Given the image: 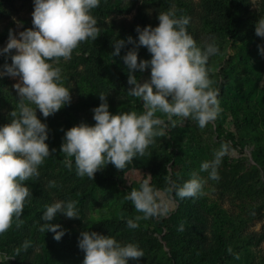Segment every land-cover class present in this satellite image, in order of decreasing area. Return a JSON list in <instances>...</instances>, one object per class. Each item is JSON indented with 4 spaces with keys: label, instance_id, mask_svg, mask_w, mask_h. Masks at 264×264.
Here are the masks:
<instances>
[{
    "label": "rangeland",
    "instance_id": "obj_1",
    "mask_svg": "<svg viewBox=\"0 0 264 264\" xmlns=\"http://www.w3.org/2000/svg\"><path fill=\"white\" fill-rule=\"evenodd\" d=\"M180 1L186 6V15L179 13L182 10ZM120 4L125 7L122 12L92 10L98 28L113 29L116 33L124 27H134L135 31L137 26L141 29L148 25L156 27L159 13L172 10L176 18H189L187 31L190 29L188 33L198 46L204 48L215 40L220 54L210 57L208 66L213 87L219 92L220 111L203 129L191 119L173 117L169 120L158 112L157 116L167 124V135L155 138L145 154L134 158L123 171L108 164L93 180L76 174L74 159L69 169L65 164L69 158L56 149L38 168L39 177L35 178L44 188V199L49 206L59 201H77L80 218L69 219L59 214L79 235L83 231H94L114 237L122 245L135 243L147 252L141 264H167L163 217L168 218L169 209L174 207L169 202L172 196L157 191V215L147 219L126 196L133 188L139 190L144 180L149 182L146 168L165 171L168 182L175 177L189 180L196 173L205 182L203 196L210 207L209 216L221 218L218 228L229 233V221L234 219L243 234L256 237V242L249 245L242 240L241 250L228 264H249L252 259L257 260L264 256V56L258 49L264 46V37L256 35L255 27L257 21L264 18V0H121ZM33 11L34 0H0V50L8 43L10 29L18 38L19 32L32 25ZM115 33L105 41L114 44ZM103 38L101 33L95 41L81 43L71 59H61L54 65L62 70L63 83L71 92V102L47 118L37 109V116L47 124L48 132L57 135L60 144L71 127L82 122L94 126L93 109L100 105L101 93L107 95L112 114L144 111L143 102L128 95L131 87L128 82L114 78L107 71L101 46ZM139 59L150 61L147 48L143 47ZM3 65V54H0V72L4 70ZM135 73L140 83L150 80V67ZM18 82L19 77H0V126L10 122V112L18 110L19 96L14 88ZM247 104H252L260 115L259 137L246 134L248 127L238 117ZM235 129L243 132L241 144L228 137L229 131ZM257 147H263L260 154ZM49 148L54 147L49 145ZM220 150L224 155L218 167L220 179L216 181L209 178L208 171L200 169L203 162L213 160ZM106 169L110 170L106 172ZM50 182H55V186H50ZM130 219L137 228L127 226ZM34 259L35 253L17 258L9 250L0 249L2 264H33Z\"/></svg>",
    "mask_w": 264,
    "mask_h": 264
},
{
    "label": "clouds",
    "instance_id": "obj_2",
    "mask_svg": "<svg viewBox=\"0 0 264 264\" xmlns=\"http://www.w3.org/2000/svg\"><path fill=\"white\" fill-rule=\"evenodd\" d=\"M100 0H34L32 28L17 35L10 29L6 47L0 54L11 55V64L3 65L0 77H19L14 88L19 96L18 110L9 113V123L0 126V235L6 233L15 221L23 223L21 216L28 198L32 195L24 182L39 177L38 168L56 149L49 148L48 127L37 116V109L47 118L71 102V92L63 83L60 60H69L74 50L88 40L99 36L97 21L92 10L99 7ZM159 24L141 29L137 26L138 43L129 36L127 41L117 40L113 56L120 55L125 44H135L123 56L128 69V95L143 102L144 111H109L107 95L99 94L100 105L93 109L94 126L80 123L65 132L60 151L69 159L71 169L74 158L76 174L93 180L95 174L112 164L123 171L137 156H143L157 137L167 135V124L157 116L161 113L169 120L173 117L191 119L201 129L214 121L220 111L219 92L213 87L208 66L210 57L220 54L215 40L201 48L187 31L189 18H176L172 10L158 15ZM255 33L264 37V18H260ZM143 46L151 59L140 60L138 48ZM264 56V46H258ZM151 69L150 80L140 83L136 71ZM34 105V107H33ZM174 123V121H173ZM224 151L214 154V159L205 161L201 171H208L209 178L218 181V167ZM204 181L196 174L182 186L174 183L168 188L180 199L197 198L203 195ZM55 186V182H50ZM126 199L137 212L147 219L157 215L159 205L148 180L137 190L133 188ZM77 201H59L46 207L42 219L51 221L62 213L66 218H80ZM140 219V217H137ZM127 226L135 229L133 220ZM59 224L45 223L40 231L55 233L59 241L65 234ZM79 248L84 252L83 264H129L139 261L144 251L135 243L122 245L114 237L97 232L80 233ZM31 241L22 247L27 250Z\"/></svg>",
    "mask_w": 264,
    "mask_h": 264
},
{
    "label": "trees",
    "instance_id": "obj_3",
    "mask_svg": "<svg viewBox=\"0 0 264 264\" xmlns=\"http://www.w3.org/2000/svg\"><path fill=\"white\" fill-rule=\"evenodd\" d=\"M120 3L121 0H100L99 7L93 10L100 13L113 10L122 12L125 10V7ZM181 9L179 13L186 15V6L183 2L181 3ZM32 27L30 25L29 28ZM188 32H190V29H188ZM101 33L104 37L101 46L107 71L114 78L127 82L128 69L123 61V56L135 47V44L126 43L125 47L121 49L120 55L113 56V44L105 40L115 33L114 30L101 27L99 28L100 36ZM115 34L116 41L121 39L127 41V38L131 36L133 41L138 43V36L134 27H124L123 30ZM235 34L238 36V32L235 31ZM137 51L139 58L140 52L143 51V46H140ZM14 54L15 50H12L11 54H3L4 63L10 65L11 55ZM135 75L139 80L136 73ZM93 91L96 92L95 86L93 87ZM238 117L248 127L245 131L246 134L248 132L255 137H259V122L261 119L252 104H247L244 111ZM71 123L73 124L72 120ZM56 136L54 132H48L46 142L55 149L60 150L61 144ZM228 137L234 140L236 144H241L243 132L240 129H235L229 131ZM257 148L255 149L260 154L263 151V147ZM146 169L149 184L154 190V196L157 195V191H164L172 196L169 202L174 207L169 209L170 215L168 218L163 217L164 228L166 229L163 240L165 241V246L168 248L166 251L167 264H228L229 259L241 250L240 248L243 246L242 240H245L248 245L256 242L255 235L243 234L240 231V224H236L234 219H230L229 221L231 226L229 233H224L221 227L218 228V220L221 218L217 216L212 219L209 216L210 207L203 195L197 198L180 199L175 195V191H168L172 183L180 187L187 179L175 177L168 182L165 178V171L155 170L154 168ZM108 170L110 169H106L105 171L108 172ZM24 184L30 189L32 195L28 198L21 216L23 223L17 226V223L14 221L12 227L3 235H0V249L9 250L17 258H20L21 255L35 253V259L32 261L33 264H83L84 252L78 246L81 237L77 233L76 228L66 222L59 213H57L53 220L44 221L42 216L49 204L43 197V186L35 178L25 181ZM45 223L59 224L61 227L58 231L62 230L65 234L59 241L55 240L53 238L55 233L40 231V225ZM115 231L117 233L116 229ZM154 239L162 246L159 238L155 237ZM25 241H31V246L27 250H24L22 247ZM144 253L145 257L147 252L144 251ZM144 257L139 261L130 260L129 264H141ZM0 264H2L1 261ZM249 264H264V256H259L257 260L252 259Z\"/></svg>",
    "mask_w": 264,
    "mask_h": 264
}]
</instances>
